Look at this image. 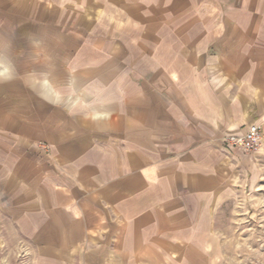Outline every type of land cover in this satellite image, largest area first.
<instances>
[{
    "label": "crops",
    "instance_id": "1",
    "mask_svg": "<svg viewBox=\"0 0 264 264\" xmlns=\"http://www.w3.org/2000/svg\"><path fill=\"white\" fill-rule=\"evenodd\" d=\"M263 184L264 0H0V264H211Z\"/></svg>",
    "mask_w": 264,
    "mask_h": 264
},
{
    "label": "rangeland",
    "instance_id": "2",
    "mask_svg": "<svg viewBox=\"0 0 264 264\" xmlns=\"http://www.w3.org/2000/svg\"><path fill=\"white\" fill-rule=\"evenodd\" d=\"M211 264H264V184L227 201L215 216Z\"/></svg>",
    "mask_w": 264,
    "mask_h": 264
},
{
    "label": "built area",
    "instance_id": "3",
    "mask_svg": "<svg viewBox=\"0 0 264 264\" xmlns=\"http://www.w3.org/2000/svg\"><path fill=\"white\" fill-rule=\"evenodd\" d=\"M261 139L262 129L260 124L252 122L243 133L228 135L224 140L243 151L253 152L260 148Z\"/></svg>",
    "mask_w": 264,
    "mask_h": 264
}]
</instances>
